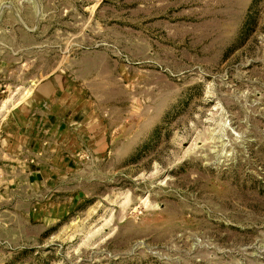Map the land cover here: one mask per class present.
<instances>
[{"label":"rangeland","instance_id":"1","mask_svg":"<svg viewBox=\"0 0 264 264\" xmlns=\"http://www.w3.org/2000/svg\"><path fill=\"white\" fill-rule=\"evenodd\" d=\"M0 264H264V0H0Z\"/></svg>","mask_w":264,"mask_h":264},{"label":"crops","instance_id":"2","mask_svg":"<svg viewBox=\"0 0 264 264\" xmlns=\"http://www.w3.org/2000/svg\"><path fill=\"white\" fill-rule=\"evenodd\" d=\"M64 85L65 83L63 82V80L55 79L43 84L39 88V93L41 94V96L45 95L47 98H49L48 100L50 101L51 99L48 95L50 94V96H52V93L54 92L57 94L61 91L66 90L64 89ZM70 93L71 92L69 91V94ZM62 98L63 96L61 97V99ZM75 98V95L73 97H67L65 100V107H62V105L60 106L61 101L58 102V111L63 109L64 112H61V115H59V117L56 114H52L54 115V118L52 117L51 120L56 119V122L60 127H68V125L70 127H72L73 125L76 126L78 122L79 125H82V123L80 122L82 120L81 118H71L69 114V107L72 104L74 105ZM55 104V102H52L53 106ZM73 108L74 107H72V109ZM68 117L71 118V122H68L70 120ZM65 118L68 119L67 124L69 123L66 126L64 125V121L62 122V120H64ZM52 132H54L53 129ZM6 133L9 136L8 145L12 150V158H14V160H16L21 166L25 168L24 170L30 177L29 179L33 180V182H35L36 184L47 182L51 179V176L53 174H57L62 178L77 174L76 169H74V164L72 163L73 157L75 158L76 156H74V154L66 153L68 152V150L72 151V148H64V144H58V146L55 144L58 148L54 149H52L51 145L48 147L43 146L42 143H45L44 137L42 135H39L40 131L34 128L33 130L26 131V129L23 130L22 128H18L17 126L16 128H13L12 131L10 129ZM52 150H57V154H51L50 152ZM57 167L64 168L66 170L65 174L64 170L58 171Z\"/></svg>","mask_w":264,"mask_h":264}]
</instances>
